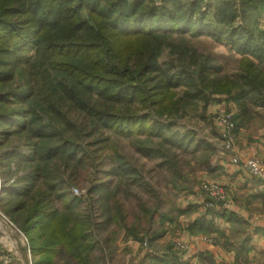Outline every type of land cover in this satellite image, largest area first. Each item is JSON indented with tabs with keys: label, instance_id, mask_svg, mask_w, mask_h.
<instances>
[{
	"label": "trees",
	"instance_id": "1",
	"mask_svg": "<svg viewBox=\"0 0 264 264\" xmlns=\"http://www.w3.org/2000/svg\"><path fill=\"white\" fill-rule=\"evenodd\" d=\"M260 5L264 0H0V211L27 238L32 264H106L95 232L110 226L112 236L160 235L151 227L155 210L139 195V209L126 208L142 173L121 153L109 155L118 171L102 170L117 185H91L87 201L70 186L79 184L81 167H98L107 132L130 138L139 155L180 178L174 150L189 153L192 141L166 132L188 107L200 105L206 121L216 96L242 113L264 103V30L250 25ZM200 37L238 54L236 72L194 46ZM191 151L202 165L215 155L204 140ZM208 228L201 219L189 226Z\"/></svg>",
	"mask_w": 264,
	"mask_h": 264
},
{
	"label": "crops",
	"instance_id": "2",
	"mask_svg": "<svg viewBox=\"0 0 264 264\" xmlns=\"http://www.w3.org/2000/svg\"><path fill=\"white\" fill-rule=\"evenodd\" d=\"M236 56L239 61L241 57ZM225 112H230L234 118L240 114L234 131L233 151L224 155L216 152L203 165L196 160L200 166L195 172L196 182L182 184L181 189L176 187L182 229L174 235L161 228L160 235L149 238L152 244L165 247L166 251L158 249L155 252L151 246L152 249L144 247L141 240L121 233L120 245L129 249L127 261H132L129 264H164L156 261L158 259H167L166 264H264V181L233 163L234 157L241 161L254 157L264 163V103L248 104L242 113L236 103L223 96L214 97L207 108L208 117ZM201 182L224 186L231 198V207L226 210L211 208L206 194L199 188ZM196 219L210 224L211 228L204 233L191 232L189 226ZM110 228L112 232L114 226ZM178 243H185L188 249L180 250ZM12 244L6 251H14L13 264H28L26 249L16 240Z\"/></svg>",
	"mask_w": 264,
	"mask_h": 264
},
{
	"label": "rangeland",
	"instance_id": "3",
	"mask_svg": "<svg viewBox=\"0 0 264 264\" xmlns=\"http://www.w3.org/2000/svg\"><path fill=\"white\" fill-rule=\"evenodd\" d=\"M155 5H159V0H155ZM250 14H252V20L250 25H252V27L256 30H264V5H260L256 11H252ZM194 46H196L204 54H214L218 62L224 66V70L227 73H232L236 70L239 62L238 58L236 54L233 53L225 44L216 43L214 40L208 37H200L194 40ZM202 116L203 110L200 105H198L197 107H188V110L185 112V115L179 118L178 121H176L175 123L176 125L166 132V136L170 138H175L176 140H181L185 136L187 138L185 140V144L188 142V140L192 141V143L187 146L191 148L189 153L178 149L177 151L174 150V152L179 154L177 159V166L179 165V173L181 175L180 178H173L171 172L167 168L159 167L157 165V161L160 162L159 160L144 158L139 155L135 151L134 141L130 138L120 137L115 135L114 133L107 132L106 136L109 137V141H107L104 145L105 148L103 150L102 155L97 152L98 157L94 163L98 167L88 166L85 168L81 167V169H79L78 177L80 182L79 184H73L70 186L72 194L76 195L74 194V192L75 190H78L77 196L81 197L82 200L87 201L88 196L86 195H88V190L90 189L91 185L97 182H113L114 185H117L119 179L116 176L107 177L103 172L112 170L113 168H116L118 171V167H115L116 165L112 166L114 162L118 163V161L115 160L116 158L114 159V161H111L112 159L109 158V155L114 156L115 152H119L124 156L126 160H131L133 166H135L136 169L138 168L139 170H137L142 173V182L140 184L135 183L134 185H131V196L124 200L128 211L131 212L133 211V209H139L138 205H140V201L135 196L137 194L139 195V197L142 198V200L145 202V204H147L148 207H150L152 210H155V221L151 226L153 233H161V230H167L169 234H171L172 232H174V235L177 234V232L182 229V223H179L181 222L179 220L180 216L178 215L180 213L179 205H181V203L178 200V190L176 189V187L179 186L178 188L181 189L183 188L182 186H180L182 184H192L196 182L195 172H198L200 166L196 161L198 159V155H193L191 151L195 147L196 142L204 140L205 143L212 146V148L215 150V153H222L223 155L228 154L226 141L222 138L223 127H219L221 125L217 121L218 117H208V120L206 119L205 121ZM140 138L144 139V137ZM155 140L159 141L160 139L156 138ZM193 140L195 142H193ZM15 141L17 140L15 139ZM91 141L93 143V140ZM94 148L96 149V146H94ZM88 154L90 155L89 151ZM250 159L257 158L252 157ZM101 162L102 165L100 166L99 164ZM89 164L90 163L88 162V165ZM97 169H101L98 175L96 171ZM68 174H70V172H68ZM97 177L99 181L95 180ZM202 184H204V182H201L199 188H201ZM133 194L135 195L133 196ZM88 203L89 202H87V204ZM1 214L5 216L3 211L1 212ZM1 214L0 254L2 256H7L10 260V263L13 264L12 252L14 251L12 249H10L9 251L6 250L9 249V246L12 244V241L16 240L20 243L22 247L26 249L25 251L28 259L30 252L28 253V249L25 246L24 237L20 234V232H18L19 229L17 230L14 228L16 226L9 220V218L6 217L8 220L5 219ZM97 221L102 222V219L98 217ZM10 230H12L13 232H11ZM110 231L111 228L109 227V229H107V231L103 232V234L101 235H99L100 232H95L96 239L100 241L102 240L101 244L99 243V248H97L96 251L98 252V256H103L105 258L106 264L132 263L131 260L129 263L127 261L129 249H127L126 247H121L120 245L122 241L121 235L123 233H119L118 235L116 234V236H112ZM144 238V240L142 239L141 242H143V244L147 242V248L152 247L155 252L159 251L158 249H164V251L167 250L165 247H156L154 243L152 244V242H150L149 240L150 235H147ZM106 239H108L107 244L105 243ZM101 249H104V251H100ZM28 264H30L29 259ZM148 264L154 263L149 262Z\"/></svg>",
	"mask_w": 264,
	"mask_h": 264
},
{
	"label": "built area",
	"instance_id": "4",
	"mask_svg": "<svg viewBox=\"0 0 264 264\" xmlns=\"http://www.w3.org/2000/svg\"><path fill=\"white\" fill-rule=\"evenodd\" d=\"M218 117V122L220 125L223 127V133H222V138L226 141V147L228 151L232 152L233 151V144H234V130H235V122H234V116L231 113H223L217 116ZM233 163L237 166H240L244 168L246 171L249 172L250 175H252L255 178L261 179L264 181V163L261 162L260 160L257 159H248L246 161H241L239 158L234 157L233 158ZM0 185H1V178H0ZM200 190L204 192L207 196L208 199V205L211 208H220L222 210L229 209L231 207V198L229 197V194L227 190L225 189L224 186L218 184V183H204L201 185ZM74 194H78V190H75ZM1 214V212H0ZM5 219L6 216L1 214ZM8 220V219H7ZM14 227V226H13ZM15 229L18 230V228L14 227ZM20 234L24 237L25 240V246L28 249L29 254V262L32 264V256H31V251L29 248L28 240L27 238L23 235V233L18 230ZM207 241H211L210 239H206ZM147 243H144V246L147 248ZM177 247L180 250H187L188 246L185 243H178ZM150 254H153L149 250ZM0 264H11L10 260L7 256L5 255H0Z\"/></svg>",
	"mask_w": 264,
	"mask_h": 264
},
{
	"label": "water",
	"instance_id": "5",
	"mask_svg": "<svg viewBox=\"0 0 264 264\" xmlns=\"http://www.w3.org/2000/svg\"><path fill=\"white\" fill-rule=\"evenodd\" d=\"M0 194H1V191H0Z\"/></svg>",
	"mask_w": 264,
	"mask_h": 264
}]
</instances>
